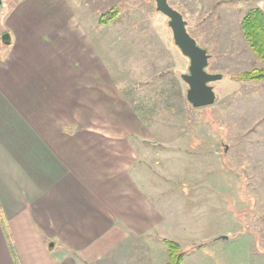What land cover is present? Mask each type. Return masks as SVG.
<instances>
[{
  "label": "crops",
  "instance_id": "crops-1",
  "mask_svg": "<svg viewBox=\"0 0 264 264\" xmlns=\"http://www.w3.org/2000/svg\"><path fill=\"white\" fill-rule=\"evenodd\" d=\"M73 1L0 4V264H165L161 143Z\"/></svg>",
  "mask_w": 264,
  "mask_h": 264
},
{
  "label": "rangeland",
  "instance_id": "rangeland-1",
  "mask_svg": "<svg viewBox=\"0 0 264 264\" xmlns=\"http://www.w3.org/2000/svg\"><path fill=\"white\" fill-rule=\"evenodd\" d=\"M74 1L96 24L97 39L112 38V72L161 143L169 173L159 169L167 190L159 203L173 217L183 264H264V81L232 79L263 67L240 27L254 3L169 0L211 55L208 71L224 75L214 83L215 104L195 108L182 79L189 62L154 1Z\"/></svg>",
  "mask_w": 264,
  "mask_h": 264
},
{
  "label": "water",
  "instance_id": "water-1",
  "mask_svg": "<svg viewBox=\"0 0 264 264\" xmlns=\"http://www.w3.org/2000/svg\"><path fill=\"white\" fill-rule=\"evenodd\" d=\"M156 9L168 18V25L173 33V41L179 52L188 59V73L182 74L187 83V101L195 108L207 107L215 104L217 93L214 83L223 79L220 73L208 71L211 55L201 47L197 40L188 31V22L183 14L169 3V0H152ZM2 4V0H0ZM4 44L11 43V36L5 33L2 36ZM227 239V237H224Z\"/></svg>",
  "mask_w": 264,
  "mask_h": 264
},
{
  "label": "trees",
  "instance_id": "trees-1",
  "mask_svg": "<svg viewBox=\"0 0 264 264\" xmlns=\"http://www.w3.org/2000/svg\"><path fill=\"white\" fill-rule=\"evenodd\" d=\"M250 1L254 3V6L244 15L240 27L253 53L262 61L263 67L238 76L235 75L232 79L238 81H264V11L258 6V0ZM163 242L168 253V259L165 264H183L186 253L181 244L167 239L163 240Z\"/></svg>",
  "mask_w": 264,
  "mask_h": 264
}]
</instances>
